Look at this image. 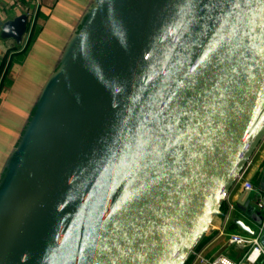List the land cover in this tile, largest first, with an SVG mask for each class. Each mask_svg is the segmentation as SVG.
I'll return each instance as SVG.
<instances>
[{
	"label": "water",
	"instance_id": "water-1",
	"mask_svg": "<svg viewBox=\"0 0 264 264\" xmlns=\"http://www.w3.org/2000/svg\"><path fill=\"white\" fill-rule=\"evenodd\" d=\"M162 1L136 30L129 0H88L2 165L0 223L59 117L79 121L0 264H185L225 217L264 139V0ZM29 12L0 18L25 49L10 67L38 36Z\"/></svg>",
	"mask_w": 264,
	"mask_h": 264
},
{
	"label": "crops",
	"instance_id": "crops-1",
	"mask_svg": "<svg viewBox=\"0 0 264 264\" xmlns=\"http://www.w3.org/2000/svg\"><path fill=\"white\" fill-rule=\"evenodd\" d=\"M87 2L88 0H0V18L28 9L32 29L36 21L40 25L34 45L25 58L20 56V60L11 67L10 60V73L0 85V172L9 151L17 143L26 120L35 109L34 101L39 88L54 66L60 49ZM15 48L17 46L14 40L0 39V67L7 50ZM244 177L254 183L255 189L248 194L241 182L235 183L230 189L226 201V204L233 205L226 228L229 233L237 229L236 226L231 228L233 218L237 216L243 222L252 223L261 210L258 202L264 194V139L246 165ZM212 224L197 250L210 259L221 252L239 258L243 250L233 248L228 237L220 235L221 217H215ZM189 264L199 263L192 257Z\"/></svg>",
	"mask_w": 264,
	"mask_h": 264
},
{
	"label": "bare ground",
	"instance_id": "bare-ground-1",
	"mask_svg": "<svg viewBox=\"0 0 264 264\" xmlns=\"http://www.w3.org/2000/svg\"><path fill=\"white\" fill-rule=\"evenodd\" d=\"M129 1L130 4H126L125 7V14L128 16L129 21L132 22L136 30H141L138 28L137 22H143L145 18L148 15L153 14V12L155 15V12L163 3L162 0ZM125 30L127 32H131L132 28L130 25H125ZM72 114V108L70 107L65 115L59 117L57 125L53 129L50 138H47V140L43 144L30 171L26 175L20 188L22 190L18 194L14 203H12V205L8 207L6 213L2 217L3 219L0 223V259L6 251L7 247L9 246L11 237L13 235L12 233L15 232V229L18 228L17 226L20 222V219L26 209L29 207L28 205L33 198L32 193L27 197L26 195L33 188L38 178H42L49 170L55 156L57 155L59 150H61V147L63 146V141L67 136L68 132L71 130L73 122L78 123L79 121L80 116H78L76 119V115L73 116ZM70 119L72 121L68 123Z\"/></svg>",
	"mask_w": 264,
	"mask_h": 264
},
{
	"label": "built area",
	"instance_id": "built-area-1",
	"mask_svg": "<svg viewBox=\"0 0 264 264\" xmlns=\"http://www.w3.org/2000/svg\"><path fill=\"white\" fill-rule=\"evenodd\" d=\"M244 176L245 168L238 176L236 183L241 182L243 188L246 191H253L255 189L254 183L249 179H245ZM261 202L262 222L260 225H258L254 234H244L237 231L230 233L226 232L228 231L226 229L227 223L229 222V217L233 210V205H230L229 203H227L225 217L221 218L222 225L220 229V235L227 236L228 242L233 248L238 247L243 250V254L239 258H233L229 254L221 252L218 253L214 258L210 259L197 249L193 252L191 257H195V261H197L199 264H258L260 259L264 258V247L260 240L261 234L264 230V194L261 197Z\"/></svg>",
	"mask_w": 264,
	"mask_h": 264
},
{
	"label": "trees",
	"instance_id": "trees-1",
	"mask_svg": "<svg viewBox=\"0 0 264 264\" xmlns=\"http://www.w3.org/2000/svg\"><path fill=\"white\" fill-rule=\"evenodd\" d=\"M24 45L20 48H15L12 50H7V53H5L4 58L2 60V64L0 67V85L3 84V80L8 76V70H9V63L11 58L14 55H19L24 52ZM225 208V205H223V209ZM236 225L234 223L231 224V228L235 227ZM192 257H190L185 264H189L191 262ZM258 264H264V258H261Z\"/></svg>",
	"mask_w": 264,
	"mask_h": 264
},
{
	"label": "rangeland",
	"instance_id": "rangeland-1",
	"mask_svg": "<svg viewBox=\"0 0 264 264\" xmlns=\"http://www.w3.org/2000/svg\"><path fill=\"white\" fill-rule=\"evenodd\" d=\"M222 238H224V239H225V236H222Z\"/></svg>",
	"mask_w": 264,
	"mask_h": 264
}]
</instances>
